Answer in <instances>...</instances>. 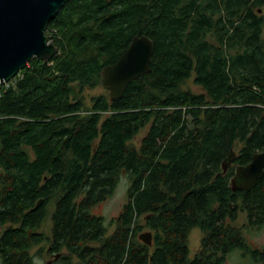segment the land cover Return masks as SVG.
Listing matches in <instances>:
<instances>
[{"label":"trees","instance_id":"trees-1","mask_svg":"<svg viewBox=\"0 0 264 264\" xmlns=\"http://www.w3.org/2000/svg\"><path fill=\"white\" fill-rule=\"evenodd\" d=\"M46 35L58 55L0 85V264H35L46 245L52 264H264L244 233L264 227V177L232 187L264 152V0H75ZM136 36L154 43L151 72L89 105ZM122 177L110 226L94 210Z\"/></svg>","mask_w":264,"mask_h":264},{"label":"water","instance_id":"water-1","mask_svg":"<svg viewBox=\"0 0 264 264\" xmlns=\"http://www.w3.org/2000/svg\"><path fill=\"white\" fill-rule=\"evenodd\" d=\"M75 0H0V85L11 82L33 59L51 61L59 49L46 35L49 23ZM154 43L136 36L119 60L103 70L102 87L112 101L120 100L128 86L151 72ZM264 177V152L253 156L248 166H238L232 179L236 191H251ZM42 202H39V206ZM150 246V232L140 236ZM1 247V246H0Z\"/></svg>","mask_w":264,"mask_h":264},{"label":"rangeland","instance_id":"rangeland-1","mask_svg":"<svg viewBox=\"0 0 264 264\" xmlns=\"http://www.w3.org/2000/svg\"><path fill=\"white\" fill-rule=\"evenodd\" d=\"M185 87L190 88L191 90L195 92L202 91L200 87L194 85L193 82L191 81L187 82L185 84ZM108 93L109 92L106 89H104L103 87H99L95 90H86L84 92V96L86 98L87 103L90 105V98L92 96H98L101 94L106 95ZM140 138L141 137L137 138L136 140L137 143L140 141ZM129 186H130L129 178L122 177L120 182L117 185V188L114 194L107 201L100 204L94 210L95 214L102 215L107 219L108 225L110 224L111 226L112 221L119 215L120 211L122 210L123 205L126 203L127 192H128ZM53 206L54 205L52 204L49 206V214L41 229L42 232H44L48 236H51V227H52L51 215L53 211ZM244 223H245V220L242 217V219H240L237 225L239 227H242ZM113 230L114 229L111 228L109 233L111 234ZM145 233H148V232H146L145 230V232L141 234L143 235ZM244 233H245L248 243H250L253 247L255 248L264 247V227L259 230L258 229H249V230L245 229ZM201 240H202L201 231L199 229L193 230L189 236V248L193 254H196L200 250ZM42 247L44 248V252H40V248ZM42 247H36L32 252L34 254L35 264H52L51 260L53 258L48 256L46 253L47 245L46 247L45 246H42ZM226 264H252V263L248 259L242 258L239 252H236L228 257Z\"/></svg>","mask_w":264,"mask_h":264},{"label":"built area","instance_id":"built-area-1","mask_svg":"<svg viewBox=\"0 0 264 264\" xmlns=\"http://www.w3.org/2000/svg\"><path fill=\"white\" fill-rule=\"evenodd\" d=\"M7 84H9V83H7ZM4 85H6V84H4Z\"/></svg>","mask_w":264,"mask_h":264}]
</instances>
